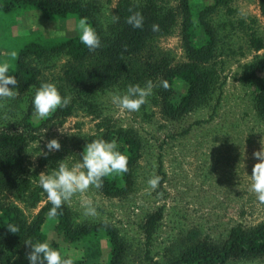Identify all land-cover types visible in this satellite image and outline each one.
Returning <instances> with one entry per match:
<instances>
[{
    "label": "rangeland",
    "instance_id": "obj_1",
    "mask_svg": "<svg viewBox=\"0 0 264 264\" xmlns=\"http://www.w3.org/2000/svg\"><path fill=\"white\" fill-rule=\"evenodd\" d=\"M68 1L87 3L103 26L108 28L114 22L111 15L105 13L112 11L115 15L119 0ZM172 2L177 6L178 0ZM260 2L234 0L231 11L223 9L215 17L219 24L217 29L222 33L227 31L224 34L226 53L219 59L222 62L221 86L206 106L188 114L166 118L154 90L139 111L123 110L112 102V94L126 91L129 85L126 83L121 86L123 88L99 93L95 101L96 115L78 105L72 116L57 119L43 127L38 125L36 118L33 123L25 122L29 104L27 93L16 89L14 98L0 99V129L26 135L27 151L32 152L26 151L28 170L37 186L38 175L50 171L59 160L70 156L69 163H72L80 158L85 138L99 133L97 124L103 118L138 132L143 150L135 168V185L129 195L106 197L100 188L90 187L65 204L79 225L108 223L118 229L126 249L123 264H170L172 259L195 243L222 245L233 227L251 228L264 222V203L259 202L250 190V175L258 162L253 153L261 149L264 142V119L257 110L254 89L240 80L243 68L257 56L249 46V27L252 26L264 39ZM26 12L29 10L4 16L0 13V26H3L0 30V58H5V53L12 50L18 53V49L30 41L38 40L50 45L78 31V24L73 21L50 22L36 11H32L33 17ZM29 19L31 26L26 23ZM240 21L244 24H239ZM224 24L229 30H225ZM21 27L30 36L17 38ZM56 27L63 32L62 36L56 34ZM181 33L182 18L179 16L173 32L153 39L137 58L138 65L142 67L145 62H159L165 58L173 66L183 64L187 59ZM67 64L65 56L37 63L45 78L60 84L65 83ZM72 97L70 101L74 100ZM10 109L17 112L12 118L3 113ZM98 115L102 116L101 119ZM53 138L59 140L61 147L49 151L47 143ZM41 151L48 154L36 156ZM47 158L55 159L47 161ZM154 175L162 179L156 189H151L147 182ZM5 198L6 202L22 209L29 223L34 222L48 202L45 193L38 207L27 205L12 194L5 195ZM86 201L97 207V216L83 215ZM45 228L50 241H57L64 250L85 258L87 264L110 262V243L107 240L69 245L54 231V221L47 222ZM97 248L101 254L92 259L91 254ZM8 256V264H29L24 247L18 241ZM228 264H264V257L233 259Z\"/></svg>",
    "mask_w": 264,
    "mask_h": 264
},
{
    "label": "trees",
    "instance_id": "obj_2",
    "mask_svg": "<svg viewBox=\"0 0 264 264\" xmlns=\"http://www.w3.org/2000/svg\"><path fill=\"white\" fill-rule=\"evenodd\" d=\"M233 1L178 0L175 6L172 0H119L115 8L118 19L105 28L94 9L82 1L0 0L2 16L10 12L29 10L26 13L32 17L34 16L32 11H36L50 22L73 21L76 24L82 16H87L101 37V46L95 50H89L79 41L78 31L73 36H65V39L58 43L47 45L35 40L18 49L14 59L15 71L9 73L17 77L18 83L9 87L28 94L29 104L25 122L33 123L36 118L38 125L43 127L57 119L72 116L78 105L91 115H96L95 101L100 92L123 88L121 86L124 83H138L143 86L148 80L153 82L155 98L160 101L166 118H177L206 106L220 89L222 62L219 59L226 53L224 34L227 31L222 33L221 29H217L219 24L216 23L215 17L217 18L223 9L231 11ZM260 9L264 17V0L260 2ZM130 10L142 13L144 16L142 28H134L126 22L127 16L131 14ZM179 16L182 18L181 36L187 60L177 66H173L167 58L159 62H145L142 67L139 66L137 58L157 36L170 35L178 23ZM153 24L159 25L158 31L152 30ZM239 24L244 23L240 21ZM224 27L225 30H229L227 24H224ZM2 28L1 25L0 30ZM23 29L21 27L19 34H16L17 38H21L22 35L30 36V33ZM249 29L247 32L249 46L257 56L243 68L240 80L254 89L257 110L264 119V53L260 54L264 52V39L252 26ZM61 56L68 59L64 84L45 78L37 65ZM164 80L169 82L167 89L162 87ZM42 81L55 82L63 95H72L74 100L70 101L67 107L57 109L51 116L41 118L34 111L32 97ZM12 109L3 113L12 118L15 113L17 114L16 109L15 112ZM97 117L101 119L102 116ZM97 127L99 133L85 138L80 153L88 141L96 138L115 140L119 149L129 157L128 171L122 177L103 178L100 191L104 196L113 198L129 195L135 185V168L142 157V140L133 128L117 126L108 118H103ZM2 129H0V264H8L9 250H12L16 241L22 243L26 255L31 251V246L25 241L30 238L33 241L48 240L53 247L62 246L57 241H50L46 232L45 227L49 222L46 214L52 206L50 202L42 207L33 223L26 220L19 206L6 202L5 195L12 194L17 200L38 207L43 201V190L34 184V178L28 170L26 135ZM75 220L70 208L64 204L60 215L54 220V231L63 242L76 245L95 240L99 243V239H105L110 243L111 251V260L108 264H123L126 249L115 226L108 223L79 225ZM13 222L19 225V233H12L7 229L6 224ZM100 254L101 251L97 248L93 250L91 258L96 259ZM261 257H264V222L251 228H244L242 225L233 227L222 245L195 243L172 259L170 264H228L233 259L252 260ZM75 264L87 262L85 258H78Z\"/></svg>",
    "mask_w": 264,
    "mask_h": 264
},
{
    "label": "clouds",
    "instance_id": "obj_3",
    "mask_svg": "<svg viewBox=\"0 0 264 264\" xmlns=\"http://www.w3.org/2000/svg\"><path fill=\"white\" fill-rule=\"evenodd\" d=\"M131 11V10H130ZM113 22L118 17L111 13ZM126 22L134 28H142L144 16L140 11H131L127 16ZM31 26L32 21L26 22ZM57 28V35H63V32ZM153 31L159 30L158 24L152 25ZM79 41L89 50H95L101 46V37L96 28L89 22L87 16H82L78 21ZM17 52L12 50L5 53V58H0V98H14L17 90L9 87L18 83L15 75L9 72L15 71L14 58ZM162 87L167 89L169 82L162 81ZM154 85L148 80L143 86L140 84H129L123 93L117 92L112 94V102L117 104L121 109L129 112H137L142 105L147 104L148 98L153 94ZM71 97L63 95L60 88L55 82L42 81L35 89L32 97V106L34 111L41 117H49L57 109L67 107ZM61 144L58 139H51L47 143V149L58 150ZM28 153H32L30 150ZM41 154L47 155L48 153ZM253 155L257 158L252 169L250 190L255 193L256 199L264 203V142L261 149L255 151ZM70 156L59 160L56 166L50 171L41 172L38 175L37 184L42 188L43 193L47 196V201L51 203L46 216L47 220L52 222L59 215L62 206L71 201L76 194H84L90 187L101 188L103 178L123 176L128 171L129 157L125 152L119 149L115 140H106L96 138L88 141L80 153V158L75 162L69 163ZM162 177L154 175L148 180L151 189H156ZM83 215L86 217H95L98 215L97 207L91 202H84ZM7 229L12 233H19L20 227L16 223H7ZM31 246V251L27 258L29 264H75L78 257L71 252L59 247H53L48 240L31 238L25 241Z\"/></svg>",
    "mask_w": 264,
    "mask_h": 264
}]
</instances>
